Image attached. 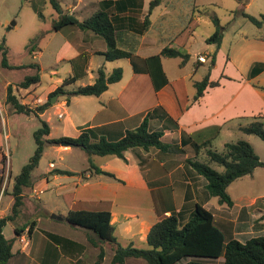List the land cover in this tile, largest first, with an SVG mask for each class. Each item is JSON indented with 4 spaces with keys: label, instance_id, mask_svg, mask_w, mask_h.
<instances>
[{
    "label": "rangeland",
    "instance_id": "374dc122",
    "mask_svg": "<svg viewBox=\"0 0 264 264\" xmlns=\"http://www.w3.org/2000/svg\"><path fill=\"white\" fill-rule=\"evenodd\" d=\"M56 1L62 13H69L70 9L75 7L76 9L72 10L71 13L78 20H84L101 9V0ZM239 8H243L245 12L260 18L261 14H264V0H163L159 6L152 10L150 15L152 26L149 30L152 36L159 40L155 43L171 45L168 44V39L173 37L172 41L182 42V50L189 54V59L183 66L179 65L180 57H159L161 69L169 81L183 78V88L186 93L190 96L194 94L193 82L202 78L205 69L209 65L207 53H213L217 49L214 43L206 42V38L215 30L212 17H217L223 27V38L219 50L225 57H229V59L238 63L235 56L237 55L241 59V50L245 51V46L254 45L258 47L257 45L260 42L254 39H256V36L264 37V28L261 29L255 26L241 15L234 16L231 14V10ZM39 12L41 16H39ZM145 12L146 10L143 14ZM192 13H194L193 19L197 21V26L188 37V41L185 42L186 34L180 32L188 25ZM58 16V12L49 0H0V41L4 37L5 45L8 47L7 57L9 63L13 65L36 63L39 65L40 75V81L37 84L23 89L17 87V83L26 75L35 73L36 70L33 67L7 69L0 66V95L4 91V81L8 80L9 83L13 84L12 88L17 97L31 107L41 105L50 99V105L42 116L43 119L49 120L51 128L48 135L49 139L61 136L75 137L78 135L81 126L95 124L103 119L101 118L103 116L105 118L115 117L118 113L116 107L117 94L121 86L128 83L127 91H122L120 99L124 104L127 101V108L132 112H146L157 99L163 101V108L169 109L170 113L175 112V110L179 111L183 101L177 100V103L176 94L171 85L167 84L168 86L166 85L156 95L157 92L155 91L162 86L158 87L156 83L153 86L151 77L149 78L148 75L138 74L133 78L134 73L128 59L119 58L108 61L101 54H93L96 49L100 48L99 42L105 46V42L101 37H96L97 40L85 39L88 41L86 45H92L91 41H93L92 47L87 46L86 48L80 38L81 34L87 32L86 29L69 25L58 31L53 30L52 24L58 19ZM12 22L14 23L11 24ZM132 34L129 35L128 45L130 47L134 46L138 37L137 34L135 36ZM125 35L127 34L124 32L122 39ZM177 44L175 42V45ZM260 51L258 48L252 49V55L248 59L259 58ZM199 55H203L206 60L196 68L197 61H199L197 56ZM240 61L247 62L246 59ZM116 67L122 68L121 79L109 84L108 89L98 97L70 95L67 102L65 101L66 95L61 91L52 94L58 86H62V80L69 75L77 73L79 77L75 82L65 85V91L92 83L95 71L98 68H102L105 73L109 74ZM235 69L236 66L235 68L227 66V72L229 73H235ZM262 78H264V74ZM157 82H160L159 77H157ZM132 89L135 93H128ZM129 95L132 98L135 95L138 99L126 100L125 97ZM166 96L167 99L164 98ZM52 97H54V102H51ZM2 117L6 119V125L2 124ZM257 117L241 118L239 122L246 125L254 119H259L264 123V116ZM39 126L40 121L33 114L14 113L10 107L9 114L0 112V176L3 177L4 182L3 190H0V216L10 213L14 178L34 152L36 145L32 134ZM239 139L248 141L254 152L264 161V141L260 137L254 134H245L238 129L227 130L225 127L221 129L216 138L211 140L209 145L200 150L197 160L201 162L207 160L206 150L208 148L220 152L224 149L225 143L235 142ZM58 146L68 147L67 144L62 143L45 145L37 167L31 172V186L24 191L23 204L20 207L21 212L14 224L20 226L38 218L40 219V227H50L55 231L65 232L67 235L75 237L77 233L72 231L73 227L70 224L57 221L56 225H51L49 224V218L52 215L53 208H66L67 195L64 194L61 184H71L78 178L79 174H57L54 172L55 170H53V173L52 169L49 171L48 163L53 161L56 169L81 172L89 167L88 155L80 147L69 146V150H59ZM193 154V150L189 149V156ZM92 158L94 160L91 159V161L95 165L101 161V156L94 155ZM114 158L117 159V157ZM209 165L217 170H222V166L216 163H210ZM32 187L36 190L41 189V193L36 195L32 191ZM227 192L235 199L240 196L248 197V199L254 198V201H256L255 206L264 207V167L256 168L252 175L242 176L232 181L227 188ZM216 204V201L215 203L211 202L209 206L216 207ZM260 229L262 228H258L256 224L252 228H248L249 231L253 230L254 232ZM254 232L246 234L244 237L264 235V233ZM3 233L5 236L12 235V223L8 222L5 225ZM39 235L40 233L37 232L35 239ZM227 239H229L228 235ZM237 239L242 240L243 238L238 236ZM88 248L87 253H85L86 260L92 263L96 258V254H92L91 250L97 253L99 248H93L91 245H88ZM28 258L25 264H35L30 257ZM140 260L146 264L144 260ZM221 260L222 258L215 262L220 263ZM8 264H16L15 259L10 263L8 262ZM78 264L85 263L79 260Z\"/></svg>",
    "mask_w": 264,
    "mask_h": 264
},
{
    "label": "crops",
    "instance_id": "0c3cea01",
    "mask_svg": "<svg viewBox=\"0 0 264 264\" xmlns=\"http://www.w3.org/2000/svg\"><path fill=\"white\" fill-rule=\"evenodd\" d=\"M110 1L114 2L116 0H101L100 8L118 14V16H122L127 21L131 20L133 17H136L137 21H142L143 17L148 12L150 0H142L141 8L138 9L139 11H136L139 0L133 2L127 9H123L122 11L117 9L118 6L110 4ZM77 2H81V0H77ZM75 9L74 7L70 10L72 11ZM144 10H146V12L143 14ZM71 11L69 13L73 15ZM151 12L149 13V19ZM151 26L152 21L150 19L148 29L141 35H136L138 37L133 47L135 50L134 66L139 70L144 69V61L146 58L158 54L160 50L166 46L161 43H155L159 42V40L155 36H152L149 30ZM260 28H264V23ZM125 33L127 35L121 40L124 46L129 44V35L133 32L127 30ZM191 34L192 33L185 35V37H187L185 38V42L188 41V37ZM81 35L80 38L85 45L88 43L85 39H98L96 38L98 36L88 30L85 34ZM132 35L135 36V34ZM255 38V41L260 42V44L257 45L258 47L254 45L245 46V51L241 50V59H239L237 55L235 56L238 63H235L232 59H229V57H225V55L220 52L219 48L216 49L215 63L209 70V80H218L219 85L206 87L203 94L196 101L192 100L194 94L190 96L186 93V90H184L183 78L169 81L162 70L166 83L163 84L159 90L155 91L157 92L156 95L160 93L167 84L171 85L176 94V101H183L182 105L179 107V111L175 110V112L170 113V111H168L169 109L163 108V101L157 99L146 112H132L127 108V101L124 104L120 99L122 91H127L129 83L122 85L117 94L118 101L116 107L118 113L116 116L114 115L115 117L112 118H105L103 116L101 117L103 119L97 123L81 126L80 129L97 127L100 128L102 134L108 139H116L122 136L127 129L138 126L149 110L161 106L164 111L160 110L158 115L149 119V129H163L162 141L174 145L175 148L172 151L160 152L154 147L148 150L134 147L124 152L123 159L118 157L115 159L114 157L116 156L114 155H104L101 156L99 164L95 165L93 163L101 170L112 173L114 178L102 173H95L94 169L90 171L87 169L88 167L83 170L84 172L82 174L72 171L79 174L78 178L71 184H61L65 192L64 194L67 195L66 208H53L52 215L49 218V224L56 225L59 221H61V223H67L64 217L73 204L77 202L87 204V206L107 207L111 213V223L116 227L115 233L118 241L123 245L133 244L134 246L145 247L147 233L151 225L158 220L159 216L169 215L173 211H180V217L185 219L190 215L194 203H199L212 212L215 225L223 231L226 238L227 235L229 238L235 239L239 236L243 238L239 241H244L250 238L244 237V235L254 232L253 230L249 231L248 228H252L255 224L258 228L262 229L254 233H264V207L260 205L255 206L256 201H254V198L248 199V197L244 198L240 196L238 199H235L230 194L232 205L229 206L225 203H220L217 197L210 196L207 193L205 189L206 180L201 175L196 174L186 162V158L189 157V149L193 150L190 145L191 143L201 144L204 140H213L220 134L223 127L227 130H239V126L244 125L239 122L241 118L264 116V89L253 85L264 86V78H262L264 67L254 76H249L253 64H264V37L261 38L256 36ZM173 39V37L168 39V44H171L168 46L180 48L182 50V42L172 41ZM175 42L179 45H175ZM91 44L93 45V41H91ZM92 45H86V48L87 46L92 47ZM99 45L100 48L96 49L93 54H97V52L104 50L105 46L100 42ZM251 48H258L261 50L259 58L248 59L252 55ZM207 54L208 60L209 54L211 53ZM242 58L246 59L247 62H241L240 60H243ZM126 59L129 60L132 66L134 73L133 78L138 74L148 75L150 78L149 73L145 71H135L131 60L129 58ZM204 62L201 63L203 64ZM227 66H233L234 68L236 66L235 73L227 72ZM207 70L206 68L203 76ZM8 83V80L4 81V91L3 94L0 95V112L3 114L4 112L9 114V105L5 103V91ZM128 93L133 94L135 91L132 89ZM130 95L125 97V99L129 101L138 99L135 95L133 98ZM164 98L167 99L168 97L166 96ZM21 102L26 104V102ZM172 106L175 107L174 105ZM46 110L47 109H45V111ZM45 111L40 114L41 117L44 115ZM45 120L49 124V120ZM2 124H7L4 117H2ZM183 133L191 137L186 145L181 144V136ZM202 148H204V146L199 148L197 156ZM58 149L69 150L70 148L69 146L66 148L58 146ZM194 155L195 154L192 156ZM93 156L94 155H91V159L94 160V158H92ZM51 163L53 166H50ZM48 167L49 171L52 169V172L55 170L54 172L56 173L57 169L53 161H49ZM3 183V177L0 176L1 191L4 187ZM32 191H34L36 195L41 193V189L36 190L33 187ZM61 195H63V193H61ZM215 201L217 203L216 207H213V205L209 206L211 202L215 203ZM20 212L21 210H19L17 216H15L12 221L6 222L5 225H7L8 222L12 223V235L5 236L3 233L5 238L10 239L13 237L14 227L20 228L29 224V222L20 226L14 224ZM6 215L8 214L4 216ZM0 217H2V215ZM33 220L35 225L32 231L28 233V226H26L20 237L14 240L11 248L13 255L6 264H8V262L10 263L13 259H15L16 264H25L29 259L28 257H30L35 264H77V260H82L85 264H94L99 249L88 241L86 232L82 228L71 225L73 227L72 231L77 233V235L73 237L67 235L65 232L55 231L50 227H40V219L38 218ZM37 232H39L40 235L35 239ZM47 233L68 238L70 241H62L59 244L50 238ZM77 244H81L83 248L81 249ZM88 245L98 249L97 253L91 250L92 254H96V258L92 263L88 262L85 256V253H87L89 249ZM102 245L104 256L100 264H110L113 250L107 243ZM220 258L223 260V257ZM140 259L141 258L133 257L126 258L123 264H144Z\"/></svg>",
    "mask_w": 264,
    "mask_h": 264
},
{
    "label": "trees",
    "instance_id": "16d2710c",
    "mask_svg": "<svg viewBox=\"0 0 264 264\" xmlns=\"http://www.w3.org/2000/svg\"><path fill=\"white\" fill-rule=\"evenodd\" d=\"M59 16L53 24L55 31L63 27L72 25L75 28L86 29L96 36L101 37L105 42L103 51L97 52L103 55L105 60L112 61L119 58H129L135 71H145L149 73L153 86H162L166 83L163 75L159 57H180V66H183L189 59V54L180 48L164 46L156 55L150 56L144 61V69L139 70L134 66V46L122 45V34L130 30L134 34L141 35L150 25L149 13L151 10L161 4L162 0H150L148 12L142 21H137L136 17L126 20L118 14L108 10L99 9L91 16L84 20H78L70 13H62V10L56 0H49ZM138 0H116L110 1V4L118 6V10L127 9L130 4ZM139 0L136 11L141 8ZM41 16V13H38ZM234 16L241 15L248 19L255 26L260 27L264 23V14L260 18L253 16L239 8L231 10ZM194 13L189 18L188 25L182 29L181 34L192 33L197 26V21L193 19ZM215 30L206 38L207 43H214L218 49L223 37V27L217 17H212ZM74 29V28H73ZM133 45V44H132ZM1 60L0 66L7 69H18L24 67H33L36 71L33 74L26 75L17 83V87L26 89L40 81L39 65L36 63L13 65L8 61V47L5 45L4 37L0 41ZM216 51L209 55L208 70L205 75L198 81H194L195 88L193 101H196L206 87L219 85L218 80H209V70L215 63ZM201 64L197 61L196 66ZM263 63H255L249 72L252 77L263 69ZM82 74V73H79ZM79 75L73 74L62 80V86H58L53 93L61 91L68 96L86 95L99 96L108 89L109 84L117 82L122 77V68L116 67L111 73L107 74L102 68L96 70L94 81L90 84L80 85L76 89L65 91L64 86L75 82ZM159 77L160 82H157ZM162 78V79H161ZM255 87L264 89V86ZM13 84L8 83L5 91V103H7L14 113H23L26 115L33 114L40 121V126L33 131V140L35 149L28 161L21 167L19 174L14 178L12 186L13 202L10 213L0 217V264H6L13 255L12 244L14 240L22 234L26 226L30 233L35 225L34 220L26 226L20 228L14 227L13 237L7 239L3 235V227L7 221H12L17 216L21 205L23 204V194L26 188L31 186V172L37 167L38 162L43 154L45 145L66 143L68 146L80 147L88 155V170L94 169L95 173H102L114 178L110 172L101 170L91 161V155H114L118 158H124V152L134 147H140L148 150L151 147L157 148L160 152L172 151L175 146L162 141L163 129H149V119L158 115L160 110L164 111L161 106L149 110L141 120L140 124L132 129H127L122 136L116 139H108L100 128H82L75 137L61 136L55 139H49L50 125L43 119L40 114L50 105V99L41 105L31 107L22 103L13 90ZM258 118V117H254ZM239 130L245 134H254L264 141V123L259 119H254L246 125L239 126ZM191 137L186 134L181 136V144L186 145ZM211 139L204 140L201 144L191 143L194 156L186 158L190 168L205 180V189L210 196L217 197L220 203L232 205V199L227 192L228 185L235 179L251 175L255 168L264 167V161L261 160L254 152L251 144L243 139L235 142L224 144L222 151H215L210 148L206 150L207 160L201 162L197 160L199 148L207 146ZM210 163H216L222 166V170L211 167ZM86 171V170H85ZM84 171L80 172L82 174ZM56 173L73 175L76 174L69 170L57 169ZM65 221L72 225L82 228L87 235L88 241L95 247L99 248L97 258L94 264H100L104 256L102 244H109L113 250L110 264H123L126 258H141L146 264H264V235H257L239 241L235 238L227 239L223 231L215 225L213 214L210 210L199 203H194L190 215L182 219L180 211L171 212L169 215H161L153 223L146 236V246L138 247L133 244L123 245L118 241L115 233L116 227L111 223V213L107 207L87 206L81 202L73 204L64 217ZM54 241L60 244L62 241H70L68 238L47 233ZM81 249L83 246L77 244ZM223 257L221 263L215 260ZM77 260V264H78Z\"/></svg>",
    "mask_w": 264,
    "mask_h": 264
},
{
    "label": "built area",
    "instance_id": "2783aa9c",
    "mask_svg": "<svg viewBox=\"0 0 264 264\" xmlns=\"http://www.w3.org/2000/svg\"><path fill=\"white\" fill-rule=\"evenodd\" d=\"M197 59L200 61V62H204L205 61V58L203 55H199L197 56ZM50 166H53V164L51 163Z\"/></svg>",
    "mask_w": 264,
    "mask_h": 264
},
{
    "label": "water",
    "instance_id": "95a60500",
    "mask_svg": "<svg viewBox=\"0 0 264 264\" xmlns=\"http://www.w3.org/2000/svg\"><path fill=\"white\" fill-rule=\"evenodd\" d=\"M14 22H12L11 24H13ZM51 102H54V97L51 98ZM62 144H66V143H62Z\"/></svg>",
    "mask_w": 264,
    "mask_h": 264
}]
</instances>
